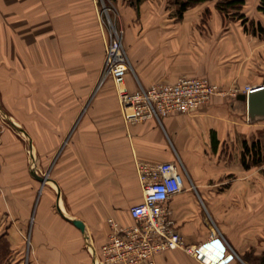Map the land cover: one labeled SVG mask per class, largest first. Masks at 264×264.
<instances>
[{"label":"crops","instance_id":"0c3cea01","mask_svg":"<svg viewBox=\"0 0 264 264\" xmlns=\"http://www.w3.org/2000/svg\"><path fill=\"white\" fill-rule=\"evenodd\" d=\"M108 1L125 27L129 91L181 76L207 78L219 91L191 113L128 122L113 79L93 90L105 51L100 0H0V105L16 122L26 115L31 146L25 155L1 126L0 264H94L85 235L96 255L108 218L132 224L129 208L143 198L140 161L177 164L184 186L168 206L187 246L218 230L242 259L260 255V168H245L241 152L264 134V119L249 121L241 96L264 83V35L215 8L206 14L210 1L181 19L166 0ZM254 1L244 12L264 24ZM155 260L203 264L179 248Z\"/></svg>","mask_w":264,"mask_h":264},{"label":"built area","instance_id":"2783aa9c","mask_svg":"<svg viewBox=\"0 0 264 264\" xmlns=\"http://www.w3.org/2000/svg\"><path fill=\"white\" fill-rule=\"evenodd\" d=\"M121 32V33H120ZM108 33L100 70V83L112 75L129 72V59L122 41V31ZM113 65L116 72L113 74ZM120 77V76H119ZM258 87H261L258 86ZM258 87H245L248 93ZM219 91L218 86L201 76H181L173 82H156L149 87L141 85L135 91L121 89L128 108V122L155 118L171 112L191 113L207 104ZM236 91H233L235 93ZM127 109V111H128ZM143 186V198L129 208L132 224L120 225L108 218L109 234L95 255L94 264H156V256L169 249H183L203 264H247L225 241L218 230L196 245L187 246L182 235L173 226L168 201L183 189V179L173 161L136 165ZM208 251L211 262L208 261Z\"/></svg>","mask_w":264,"mask_h":264},{"label":"trees","instance_id":"16d2710c","mask_svg":"<svg viewBox=\"0 0 264 264\" xmlns=\"http://www.w3.org/2000/svg\"><path fill=\"white\" fill-rule=\"evenodd\" d=\"M113 1V0H112ZM132 5L138 6L141 0H127ZM214 1L215 9L220 12L224 18L240 20L246 31L259 36L264 35V24L245 15L243 8L246 0H170L168 6L171 5L172 15L176 19H181L183 13L188 8L205 2ZM257 10L260 11L264 18V0H259ZM263 162L262 143L259 138L253 139L250 143L243 142V150L241 152V163L245 168L249 166H259ZM264 173V169H263ZM259 264H264V252L256 256Z\"/></svg>","mask_w":264,"mask_h":264},{"label":"rangeland","instance_id":"374dc122","mask_svg":"<svg viewBox=\"0 0 264 264\" xmlns=\"http://www.w3.org/2000/svg\"><path fill=\"white\" fill-rule=\"evenodd\" d=\"M168 1H170V0H166V2L164 4L168 5ZM254 2H255L254 0H248V3H247L248 5L246 7L250 8V10H252V11H255L256 8L254 6L255 5ZM113 5L114 4L113 3L110 4L108 0H100V10H101V14L103 17V23L105 25L107 33L111 32V36H113L114 35L113 30L116 29L119 32L122 31V38H123L126 35L124 33L125 27L120 24L118 12H117L115 6H113ZM196 5H202V3L196 4ZM196 5H194V6H196ZM194 6H192V7H194ZM169 7L171 8V5ZM192 7H190V8H192ZM190 8H188V9H190ZM214 8H215L214 7V1H210L208 4H206V6H204L203 10L206 14H209L210 10L214 9ZM243 11H245V9H243ZM245 15H246V13H245ZM249 18H250V16H249ZM225 19L228 22L238 21V20H233V19H229V18H225ZM137 22H139V21H137ZM123 44H124V42H123ZM126 53H127V51H126ZM99 79H100V74H99L98 80L95 83L93 90H96L98 87L102 86L106 81H108L109 78H106L102 83H100ZM21 118H22L21 121H17V122L14 121V119H12V117L8 113H6L0 105V128L3 125L8 127L21 139V141L23 142V145H24V149H25L24 152L26 155L30 152L31 146L29 145V139L27 137L26 115H22ZM258 138L260 139V141L262 143V154H263V162L259 165L260 170L258 171L259 172V182H260L259 184H260L261 212H263L264 211V173H263V169H264V134L260 133ZM43 171L44 170H42V169L41 170L38 169V165H37V173L44 175L45 172L43 173ZM46 174H48V171L46 172ZM26 237H28V234L26 235ZM247 256H249V257H247ZM247 256L244 257L247 264H259L258 259H256V256L253 253L250 252V253H248Z\"/></svg>","mask_w":264,"mask_h":264},{"label":"water","instance_id":"95a60500","mask_svg":"<svg viewBox=\"0 0 264 264\" xmlns=\"http://www.w3.org/2000/svg\"><path fill=\"white\" fill-rule=\"evenodd\" d=\"M242 99L246 100L247 104V117L249 121L264 119V83L259 89L249 91L247 95L243 94ZM40 181H44L45 177L40 176ZM72 223L77 226L83 233H85L84 223L79 219H71ZM85 242L87 248L91 251L93 259L95 260V251L89 243L88 237L85 235Z\"/></svg>","mask_w":264,"mask_h":264},{"label":"bare ground","instance_id":"6f19581e","mask_svg":"<svg viewBox=\"0 0 264 264\" xmlns=\"http://www.w3.org/2000/svg\"><path fill=\"white\" fill-rule=\"evenodd\" d=\"M103 30H104V40H105V47H106V44H107V40H108V33H107V31L105 30V27L103 26ZM115 67H116V65H113V74L116 72V70H118V69H115ZM128 72V71H127ZM126 72V73H127ZM125 73V74H126ZM118 75V77H115V76H113L112 75V77H113V81H115V85H116V87H115V89H116V95H117V100H118V103H119V106H120V109H121V111H122V113H123V116H124V118L126 117V115L128 114L129 115V109H128V111H127V109H126V111L124 112L123 111V108H124V104H125V101H126V99H124V98H122L121 96H120V93H121V89L123 88V87H125L124 85H122V83H121V79H122V77L124 76V74L122 75L121 73H119V74H117ZM120 76V77H119ZM108 78H111V76L110 77H108ZM112 79V78H111ZM254 87H257V86H253L252 88H254ZM210 252L208 251V257H207V259H208V261H210L211 262V259H210Z\"/></svg>","mask_w":264,"mask_h":264}]
</instances>
